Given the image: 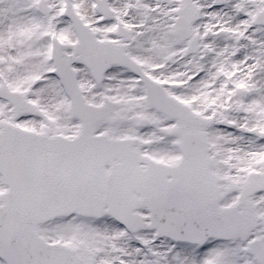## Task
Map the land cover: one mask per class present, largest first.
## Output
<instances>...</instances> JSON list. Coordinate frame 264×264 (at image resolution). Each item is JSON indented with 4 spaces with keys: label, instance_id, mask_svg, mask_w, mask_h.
Returning <instances> with one entry per match:
<instances>
[{
    "label": "snow or ice",
    "instance_id": "snow-or-ice-1",
    "mask_svg": "<svg viewBox=\"0 0 264 264\" xmlns=\"http://www.w3.org/2000/svg\"><path fill=\"white\" fill-rule=\"evenodd\" d=\"M0 264H264V0H0Z\"/></svg>",
    "mask_w": 264,
    "mask_h": 264
}]
</instances>
